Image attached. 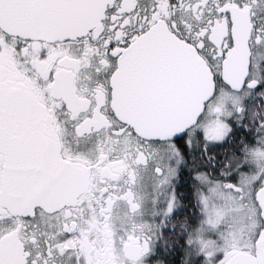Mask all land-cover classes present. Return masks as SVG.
<instances>
[{
  "label": "snow or ice",
  "instance_id": "6c2138e0",
  "mask_svg": "<svg viewBox=\"0 0 264 264\" xmlns=\"http://www.w3.org/2000/svg\"><path fill=\"white\" fill-rule=\"evenodd\" d=\"M0 264H264V0H0Z\"/></svg>",
  "mask_w": 264,
  "mask_h": 264
}]
</instances>
